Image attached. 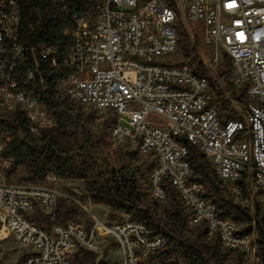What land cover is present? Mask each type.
Listing matches in <instances>:
<instances>
[{
  "label": "built area",
  "instance_id": "obj_1",
  "mask_svg": "<svg viewBox=\"0 0 264 264\" xmlns=\"http://www.w3.org/2000/svg\"><path fill=\"white\" fill-rule=\"evenodd\" d=\"M71 26L67 46L20 41L22 15L17 0H0V110L21 113L29 133L52 129L57 121L41 95L52 73L71 101L114 118L111 137L152 156L154 198L164 201L172 188L189 209L191 223L229 250L258 256L259 236L238 221L221 217L195 179L190 147L212 163L221 185L240 198L239 183L253 198H264V0H54ZM189 23L198 26L195 35ZM197 49V36L212 57L201 66L167 63L181 46V30ZM229 60L232 79L215 85L206 71ZM203 57V56H202ZM44 68V71H43ZM243 93V94H242ZM245 97V100L243 99ZM261 102V109H254ZM228 105L237 110L228 112ZM10 137L0 134V240L12 237L28 249L23 264H72L80 249H93L98 235L111 236L123 264H171L154 256L170 245L167 234H153L143 221H97L90 229L73 222L50 229L31 219L47 214L59 197L53 187L9 183L4 172ZM259 165V190L248 186Z\"/></svg>",
  "mask_w": 264,
  "mask_h": 264
},
{
  "label": "rangeland",
  "instance_id": "obj_2",
  "mask_svg": "<svg viewBox=\"0 0 264 264\" xmlns=\"http://www.w3.org/2000/svg\"><path fill=\"white\" fill-rule=\"evenodd\" d=\"M189 27L195 35L198 34L197 25L189 23ZM181 31L184 36L187 35L185 29ZM196 42L197 49L191 51L189 56L183 52L187 44L181 43L178 52L167 63L190 61L201 66L200 61H203V58L211 59L212 52L202 45L198 36ZM229 65L227 56L223 54L219 64L213 63L206 74L215 85L225 74V82L230 85L232 74ZM57 87L60 88L59 84ZM243 99L245 100V97ZM55 100L60 107L52 110L57 121L52 130L58 136L53 143L59 145L61 153L57 158L61 159H54L52 155L45 154L27 155L20 161L22 164L15 166L16 160L11 158V164L4 172V178L9 183L58 189L59 197L51 211L44 214L42 219H38L39 213H32L31 219H38L36 222L47 229L54 224L68 222L90 229L97 221L122 223L132 219L143 221L152 229L148 221L139 218L135 213L128 214L101 201L105 198L107 181L134 178L141 193L142 208H151L156 218L160 220V225L166 226L162 232L171 234L174 229V221L171 219L177 217L176 221L184 238L204 244L217 253V260H213L211 264H264L263 249H260L258 256L242 254L230 251L217 239L208 238L204 228L191 223L189 209L172 191L166 200H156L150 189V177L155 166L154 158L141 154L129 143L115 141L110 134V117L100 115L93 107L71 101L65 94H56ZM226 108L232 114L237 110L228 104ZM0 134L19 140L24 138V133L14 123L11 114L1 110ZM37 135L39 134L35 136ZM64 165L69 171L61 178V168ZM203 184L205 194H208V198L218 208L232 200L234 204L247 210L253 222L250 223L242 214H237L241 230L259 236V225L264 230V198L259 193L254 198L248 192L247 195L236 198L227 189H221L220 195H217L211 185L207 182ZM226 208V211H229V207ZM232 214L235 215V211ZM28 254V249L17 244L12 237L0 240V264H23ZM154 259L162 263L190 264L179 252H172L169 258ZM72 264H123L122 251L114 238L98 235L96 246L91 250L80 248L75 253Z\"/></svg>",
  "mask_w": 264,
  "mask_h": 264
},
{
  "label": "trees",
  "instance_id": "obj_3",
  "mask_svg": "<svg viewBox=\"0 0 264 264\" xmlns=\"http://www.w3.org/2000/svg\"><path fill=\"white\" fill-rule=\"evenodd\" d=\"M17 1L20 4L22 15L20 34V41L22 44L26 46L37 44L67 46L70 43V38L64 36L63 32L66 27L71 26V23L59 14L57 7L53 4L54 0ZM183 36L184 33L181 34V43L184 42L187 44V46L184 47L183 52L185 55L189 56L191 51H195V48L188 39V36L185 35V38H183ZM64 76L65 74L53 72L49 90L47 93L40 96L50 111L60 107V104H57L55 100V95L64 94L60 88L57 87L59 83L58 81ZM11 116L14 119V123L24 133L23 140L12 137L9 146L5 151V156L16 160L15 166L22 164L20 161L27 155L36 156L38 154H45L52 155L54 159H61L57 158V155L61 153L59 145L53 143V140L58 137L54 134V131L52 130L53 128L43 131L37 135L40 136V138H38L28 132L25 118L21 113ZM109 120L112 125L114 118L110 117ZM50 132H52V134H50ZM190 161L194 168L195 179L197 181L201 183L207 182L212 186L217 195H220L221 189H227L223 187L218 180L212 163L198 148L194 146L190 147ZM61 169L60 177L62 178L67 175L69 169L66 165ZM105 186L107 188V190L104 189L105 198H102L101 201L128 214L135 213L139 218L148 221L152 226L151 230L153 234H166L162 232L163 227L166 226L160 225V220L156 218L151 208H142L141 193L137 181L134 178L111 179L105 183ZM170 191L178 197L172 188L168 189V194ZM242 191L243 195H247L245 186L242 188ZM205 197L208 198V194H205ZM226 207H229V211H226ZM218 210L221 217L232 218L231 216H233L232 220L237 221L236 215L242 214L250 223L253 222V218L248 211L240 208L238 204H234L232 200L225 204V206L218 208ZM233 211H235V215L232 214ZM43 215L44 214L39 213L38 219H42ZM38 219L33 220L36 221ZM171 220L174 221V229L171 234H167L170 238V245L165 251L156 254L154 258H169L172 252H179L190 264H211L213 260H217V253L212 251L211 248L204 244L195 243L188 238H184L180 232L181 227L176 221L177 217L172 218ZM259 243L260 249L264 250V230L260 225ZM230 251L237 252L233 250Z\"/></svg>",
  "mask_w": 264,
  "mask_h": 264
},
{
  "label": "bare ground",
  "instance_id": "obj_4",
  "mask_svg": "<svg viewBox=\"0 0 264 264\" xmlns=\"http://www.w3.org/2000/svg\"><path fill=\"white\" fill-rule=\"evenodd\" d=\"M254 109H261V102H254ZM259 165H252V174L250 176V179H248V186H250V189L252 190H259ZM245 186L247 190V184L246 183H239V190L242 191V188ZM223 187L227 188L228 191L231 193V188L227 185H223ZM248 194L253 196V191H247ZM238 236H245V232H243L241 229H238Z\"/></svg>",
  "mask_w": 264,
  "mask_h": 264
}]
</instances>
